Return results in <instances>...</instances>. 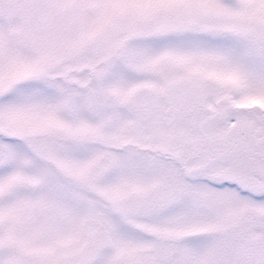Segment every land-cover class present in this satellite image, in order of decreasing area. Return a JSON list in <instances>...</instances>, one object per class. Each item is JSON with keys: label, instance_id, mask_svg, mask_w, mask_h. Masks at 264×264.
<instances>
[{"label": "rangeland", "instance_id": "obj_1", "mask_svg": "<svg viewBox=\"0 0 264 264\" xmlns=\"http://www.w3.org/2000/svg\"><path fill=\"white\" fill-rule=\"evenodd\" d=\"M250 30L264 0H0V264H264Z\"/></svg>", "mask_w": 264, "mask_h": 264}, {"label": "flooded vegetation", "instance_id": "obj_2", "mask_svg": "<svg viewBox=\"0 0 264 264\" xmlns=\"http://www.w3.org/2000/svg\"><path fill=\"white\" fill-rule=\"evenodd\" d=\"M242 38L250 41L251 45L255 49H258L260 52H263V54H264V30H250V31H248V33L246 35L242 36ZM173 106H178V105L175 103H172L171 105H168L166 108L163 109L162 106L159 104V102H156L154 105V108L151 107L152 110H154L156 112L154 114L155 115V123L160 124L161 127L164 126V128H166V129H171V128L175 129L176 126H172L171 124L178 117V115L176 112L173 111ZM227 109L228 108H226V105L224 104V102H220L219 105L216 108H214L213 110L206 109L207 112L204 114V116L201 117L203 119L199 122V124L197 126L192 125V128L193 129L198 128L200 130L203 138L205 140H207V142L210 143L211 139H210L209 135H211L214 132V130L217 129V126L215 124L210 125L208 123H211L212 121L215 122L217 119H218L217 122L222 123L223 119H225V117H226ZM151 113L152 112H149L147 114L149 118H151ZM184 113H181V116L184 117ZM249 117L255 118L256 121H258V119H257L258 117L264 119V115L263 114L259 115L258 111H256V112L253 111L252 116H249ZM184 118L189 119V117H184ZM238 118H242V117L228 118L227 123H226V128H225L226 130L219 132L218 135H219V140L223 141V140H226V138H227L224 136L225 134H231L233 132H234V134L239 133L242 136L240 138H236L235 141L239 145V147H242L243 146L242 143H245L247 141V139L249 138L248 134L251 133V131H244L243 128L236 130L237 128H235V126H232V124ZM187 128H190V127H187ZM218 144L222 147V149L228 148V147H225L224 143L219 142ZM237 149H239V148H237ZM239 151H241V150H239ZM224 153H225V151H224ZM31 186H32V184H31ZM256 255L257 254H252V256H256ZM262 256H264V255H262Z\"/></svg>", "mask_w": 264, "mask_h": 264}, {"label": "water", "instance_id": "obj_3", "mask_svg": "<svg viewBox=\"0 0 264 264\" xmlns=\"http://www.w3.org/2000/svg\"><path fill=\"white\" fill-rule=\"evenodd\" d=\"M32 186H35L34 184H32Z\"/></svg>", "mask_w": 264, "mask_h": 264}]
</instances>
